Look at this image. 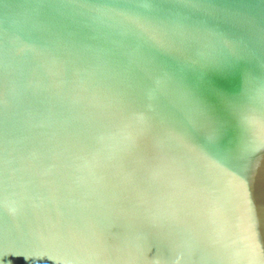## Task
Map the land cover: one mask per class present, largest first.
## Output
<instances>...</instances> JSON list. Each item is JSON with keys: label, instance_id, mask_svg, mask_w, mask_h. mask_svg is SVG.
Wrapping results in <instances>:
<instances>
[{"label": "water", "instance_id": "obj_1", "mask_svg": "<svg viewBox=\"0 0 264 264\" xmlns=\"http://www.w3.org/2000/svg\"><path fill=\"white\" fill-rule=\"evenodd\" d=\"M140 2L0 0V264H264V0Z\"/></svg>", "mask_w": 264, "mask_h": 264}, {"label": "snow or ice", "instance_id": "obj_2", "mask_svg": "<svg viewBox=\"0 0 264 264\" xmlns=\"http://www.w3.org/2000/svg\"><path fill=\"white\" fill-rule=\"evenodd\" d=\"M149 6L150 5L146 2V0H141V2L138 3V7L141 8H148ZM179 139L191 140L192 142L201 145L202 148L205 149L208 153L217 152L215 136H202L201 128L195 124L189 123L186 125H182V131Z\"/></svg>", "mask_w": 264, "mask_h": 264}]
</instances>
